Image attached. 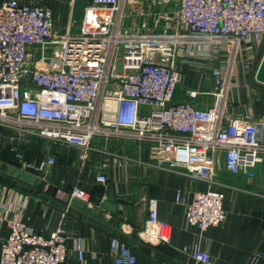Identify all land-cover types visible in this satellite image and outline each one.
<instances>
[{"label":"built area","instance_id":"2783aa9c","mask_svg":"<svg viewBox=\"0 0 264 264\" xmlns=\"http://www.w3.org/2000/svg\"><path fill=\"white\" fill-rule=\"evenodd\" d=\"M89 1L79 31L69 26L63 34L54 30L53 10L42 0L0 2V127L13 130L19 143L35 135L76 146L79 159H85L96 137L109 145L111 137L124 136L155 151L158 166L209 183L221 152L226 171L254 179L264 156V113L225 120L220 67L229 59L212 66L217 56L208 49V57H203L207 61L194 63L209 70L214 80L213 102L202 108L193 102L197 90L186 92L188 101H175L182 81L175 61L181 40L227 43L231 59L242 47L241 65L254 79L264 49V0H177L171 29L187 32V38L167 29L160 34L123 30L120 18L129 0ZM16 157L23 162L21 153ZM56 163V156L47 154L38 164L24 166L45 179ZM96 182L105 185L107 178L97 175ZM70 199L87 205V195L78 187ZM223 201V193L210 189L191 198L180 193L176 197L187 225L200 231L225 221ZM148 211L139 236L150 227L152 240L168 244L171 227L157 218L154 203ZM8 213L0 202V221L8 230L0 264L66 263L69 250L62 222L43 237ZM74 241V253L83 261L82 239ZM110 249L114 264H135L131 247L120 237L111 238ZM181 252L196 263L211 261L197 245Z\"/></svg>","mask_w":264,"mask_h":264},{"label":"crops","instance_id":"0c3cea01","mask_svg":"<svg viewBox=\"0 0 264 264\" xmlns=\"http://www.w3.org/2000/svg\"><path fill=\"white\" fill-rule=\"evenodd\" d=\"M42 3L52 8L54 30L58 34H63L69 26L77 33L90 5L89 0H42ZM176 9L177 0L167 3L129 0L123 6L120 27L152 34L167 29L170 34L187 38V32L171 29L170 18ZM200 44L196 40H181L178 46L175 65L182 81L175 101H188L186 92L197 90L199 94L193 100L197 106L212 104L210 93L214 80L211 72L193 66L198 61H207L203 57H208L206 51L209 49L217 56L212 66H220L229 59L226 67L224 63L220 67L226 86L225 120L246 112L264 113V85L243 69L242 47L231 59L227 43ZM17 138L13 130L0 127V171L15 167L32 174L35 182L32 186L22 185L0 172V202L5 203L9 216L22 220L43 237H48L62 222L69 250L65 264H114L110 249L114 236L131 247L135 264H201L181 252L182 248L195 245L208 253L209 264H264V156L255 168L254 179L249 180L243 174L226 171L220 152L215 176L209 183L192 179L183 170L158 166L155 151L124 136L111 137L109 145L103 137H96L85 159H79L80 148L63 141L27 135L19 143ZM16 153H21L23 162L31 165L38 164L47 154L55 155L57 163L42 179L33 168L25 167ZM117 159L125 163L118 165ZM97 175H104L107 183L96 182ZM75 187L86 193L87 206L98 215L72 208L74 200L71 201L70 194ZM208 189L224 194L226 219L218 226L200 231L187 225L184 208L176 203V197L180 193L191 198L194 192ZM110 192H114L112 201L117 207L114 214L101 209V203ZM151 203L156 206L157 218L171 227L168 244L177 251L174 259L130 239L132 231L136 230L139 235L145 229ZM7 234L6 224L0 221V250ZM142 235L153 239L150 227L147 234ZM77 236L84 246L83 261L74 253Z\"/></svg>","mask_w":264,"mask_h":264},{"label":"water","instance_id":"95a60500","mask_svg":"<svg viewBox=\"0 0 264 264\" xmlns=\"http://www.w3.org/2000/svg\"><path fill=\"white\" fill-rule=\"evenodd\" d=\"M254 79L257 83L264 85V53L256 69ZM0 172L5 177L15 182H18L22 185L32 186L33 183L35 182V177L32 174L19 170L15 167L9 166V167H6L4 171H0ZM113 196H114V192H110L109 197L101 203V209L114 214L116 213L117 207L112 201ZM72 208H74L75 210L81 211L84 214L98 215V214L92 213L91 207L87 206L86 204L78 200L72 203ZM130 239L137 241L149 247L150 249L156 251L157 253L167 256L170 259H174L176 257L177 251L173 247H171L169 244L162 243L156 240H147L143 237H140L136 230L132 231L130 235Z\"/></svg>","mask_w":264,"mask_h":264},{"label":"bare ground","instance_id":"6f19581e","mask_svg":"<svg viewBox=\"0 0 264 264\" xmlns=\"http://www.w3.org/2000/svg\"><path fill=\"white\" fill-rule=\"evenodd\" d=\"M141 237H143V238H145V239H147V240H152V239H150V238L145 237L144 235H141Z\"/></svg>","mask_w":264,"mask_h":264},{"label":"trees","instance_id":"16d2710c","mask_svg":"<svg viewBox=\"0 0 264 264\" xmlns=\"http://www.w3.org/2000/svg\"><path fill=\"white\" fill-rule=\"evenodd\" d=\"M263 52H264V49H263V51H262L261 55L263 54Z\"/></svg>","mask_w":264,"mask_h":264}]
</instances>
